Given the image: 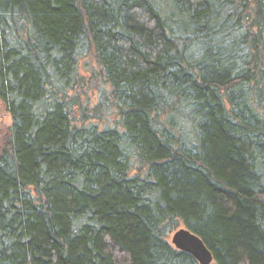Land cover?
Wrapping results in <instances>:
<instances>
[{
	"label": "trees",
	"instance_id": "1",
	"mask_svg": "<svg viewBox=\"0 0 264 264\" xmlns=\"http://www.w3.org/2000/svg\"><path fill=\"white\" fill-rule=\"evenodd\" d=\"M264 264V0H0V264Z\"/></svg>",
	"mask_w": 264,
	"mask_h": 264
},
{
	"label": "water",
	"instance_id": "2",
	"mask_svg": "<svg viewBox=\"0 0 264 264\" xmlns=\"http://www.w3.org/2000/svg\"><path fill=\"white\" fill-rule=\"evenodd\" d=\"M176 249L193 255L200 264H213L214 255L203 239L187 227L178 229L172 236Z\"/></svg>",
	"mask_w": 264,
	"mask_h": 264
},
{
	"label": "rangeland",
	"instance_id": "3",
	"mask_svg": "<svg viewBox=\"0 0 264 264\" xmlns=\"http://www.w3.org/2000/svg\"><path fill=\"white\" fill-rule=\"evenodd\" d=\"M183 227H184V226H183V225H181V227H180V228H183ZM180 228H179V229H180ZM177 230H178V229H177ZM177 230H176V231H177ZM171 238H172V236H171ZM171 240H172V239H171Z\"/></svg>",
	"mask_w": 264,
	"mask_h": 264
}]
</instances>
